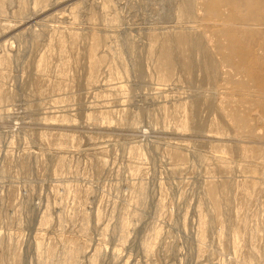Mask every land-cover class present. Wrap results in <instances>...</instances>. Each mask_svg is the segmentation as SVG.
<instances>
[{
    "label": "rangeland",
    "instance_id": "1",
    "mask_svg": "<svg viewBox=\"0 0 264 264\" xmlns=\"http://www.w3.org/2000/svg\"><path fill=\"white\" fill-rule=\"evenodd\" d=\"M241 1L0 0V264H264Z\"/></svg>",
    "mask_w": 264,
    "mask_h": 264
},
{
    "label": "bare ground",
    "instance_id": "2",
    "mask_svg": "<svg viewBox=\"0 0 264 264\" xmlns=\"http://www.w3.org/2000/svg\"><path fill=\"white\" fill-rule=\"evenodd\" d=\"M233 1H234V0H233ZM242 1H244V0H242ZM242 1H241V2H242ZM245 2H246V1H245ZM263 2H264V1H263ZM246 3H247V2H246ZM254 3H255V2H254ZM254 3H253V5H255ZM259 3H260V1H259ZM236 4H237V3H236ZM256 4H257V3H256ZM262 4H263V3H262ZM249 5H250V4H249ZM260 5H261V4H260ZM247 6H248V5H247ZM258 6H259V5H258ZM258 6H257V7H258ZM248 7H249V6H248ZM259 19H260V18H259ZM256 20H257V19H256Z\"/></svg>",
    "mask_w": 264,
    "mask_h": 264
}]
</instances>
